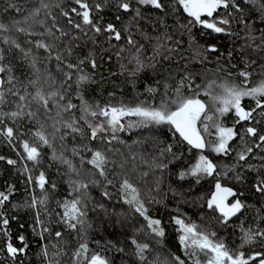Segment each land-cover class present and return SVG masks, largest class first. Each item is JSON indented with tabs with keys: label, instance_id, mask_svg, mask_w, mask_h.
I'll list each match as a JSON object with an SVG mask.
<instances>
[{
	"label": "trees",
	"instance_id": "obj_1",
	"mask_svg": "<svg viewBox=\"0 0 264 264\" xmlns=\"http://www.w3.org/2000/svg\"><path fill=\"white\" fill-rule=\"evenodd\" d=\"M50 5L49 9L41 8V0H0V22L11 24L13 20L22 21L34 9L40 8V14L35 19L45 21L44 27L40 23L30 22V30L37 33L35 36H27L12 30L7 33H0V49H3L5 61L11 68V74L16 78L14 85H5L4 91L6 103L0 105V111L11 112L17 110L18 97L10 94L7 89L14 87L20 95L28 97L25 101L26 107L23 109L25 115L17 118L15 122L5 118L6 124L18 129L21 135L8 149H2L0 145V156L5 160H0V191H7L9 186L13 187V194L3 207H0V221L8 219L7 226L0 223V264H49V261H59V264H75L72 254L79 243L87 242L90 254L99 252L107 257L110 264H174L173 257L179 256L185 260V264H193L192 257L185 255V251L179 242L178 226L172 217L182 215L186 222L196 223L201 230L216 231L219 238H223L230 248H236L240 244V230L237 227L239 221L233 218L227 228L222 227L214 219V214L210 213L204 205V201L212 190V179L201 180L200 184H195L191 178L185 181H178L174 173L179 168V164L169 163V159L160 157V151L166 145L172 144L174 151H183L186 145L176 148V141L171 130L166 125L150 127H133L117 133V139L110 145L94 144L93 146L107 147L108 151V178L113 184L106 182L103 187L89 186L90 196L89 207L103 205V208L95 207L94 211H89L84 227L77 232L66 229L63 224L57 223L63 212V208L58 202L70 200L72 196L71 182L73 180H101L98 175H94L91 165L81 164V155L86 159L90 154L80 152L74 155L72 149L80 150V146L88 141L74 139L68 135L64 141L60 140L61 133L54 134L53 125L60 127L57 121L62 118L67 119L68 114L62 113L55 106V98L49 102V108L45 109L32 101V96L37 91L47 96L51 92L63 93L66 86L63 85V73L69 71L64 64L76 63L79 59L91 56L95 59L98 68L92 70L87 64L82 65L85 74H90L92 82L77 89L76 79L79 73L73 72L72 85L67 90L66 99L80 106V96L89 104L101 106L112 104L119 106L121 103L134 105L141 101L149 104H158L160 97L164 95L166 86L173 89L181 77L190 74L194 78V83L200 85L201 96L206 104L211 106V96L222 95L221 84L239 85L241 87L252 88L264 83V12L260 5L264 0H239L242 12L233 13L231 32L232 35L208 33V30L199 27L191 30L190 36L187 31L180 29L178 24L186 23V18L182 14L174 13L171 10L170 0L168 13H161L151 9L144 12L146 19L133 20L130 14L120 13L121 19L116 20V10L110 4L104 8L102 13L104 20L102 23H113L122 33V39L116 41L109 40V35L103 33L94 37L95 42L88 36L71 30L69 37L55 41L56 47L51 53V58L47 59L48 53L43 49H36L29 41L45 39L47 43H53L52 39L41 37L39 33L44 32L45 27H51V16L58 19L59 25L69 31L61 11H70L76 7L74 0H43ZM101 2V0H95ZM60 4V8L55 7ZM15 5L21 11L9 7ZM51 13V16L48 13ZM221 15L224 11L221 10ZM74 19H78L74 16ZM28 27L29 25H21ZM127 29V31H126ZM165 33L171 36L170 40L164 38ZM206 33V34H202ZM59 35V33H57ZM78 36V40H71V36ZM131 35L137 42L136 47L127 44L126 37ZM195 38V44L192 38ZM7 37L16 40L25 50H31L28 58H24L23 53L2 42ZM160 37V40L156 38ZM163 44V47L158 45ZM214 46L217 51H206ZM71 47L72 54L69 56L66 49ZM139 48V52H137ZM199 48L202 55H195ZM123 49V51H121ZM168 49H174L169 51ZM59 52L64 56V64L59 65L55 56ZM119 53V55H117ZM146 65L137 75L131 73L136 68L135 58ZM167 57V58H166ZM154 65L148 67L147 65ZM123 66V67H122ZM248 72L251 75L248 82L244 83V78L240 72ZM231 74V75H229ZM7 78V74H0ZM210 86V87H209ZM151 87L156 90L155 99L150 98L147 89ZM209 95H205L204 92ZM186 95L192 93L185 90ZM64 101H61L63 105ZM245 105L254 104L250 98H245L242 102ZM34 116H28V112ZM78 117L80 112L73 110ZM225 124H232V116L225 119ZM43 126L45 134L48 135L51 147L40 145L38 150L41 157L38 161H28L23 159V148L20 146L24 140L34 142L33 133ZM54 153L69 159L73 166L80 172L77 175L68 169L67 165L60 160L53 159ZM20 160L27 168V177H38L40 172H44L49 183L41 190L34 182L24 184V179L16 175L14 165L6 163L7 159ZM192 153H185L184 164L193 163ZM264 153H257L251 158L249 163L259 166L262 161L259 159ZM168 164V168L163 172L157 167L159 163ZM218 163L221 167L234 163L233 158H220ZM250 182L256 175L255 172L247 173ZM128 178L135 187L140 190L141 198L148 199L154 197L160 203L148 205L149 212L153 218L162 221L161 226L165 230L163 238L150 234V230L145 227V221L132 208L124 203L121 194L118 192L120 181ZM234 184V181H224ZM52 184L56 187L53 189ZM251 183L245 189V200L248 204L254 205L245 213L247 220L245 227H255L252 218L256 215V209L261 208L264 200L257 194L248 191ZM107 189L112 193L111 198H103L101 193ZM47 197L44 206L37 203L34 209H29V197L33 200ZM46 209V210H45ZM179 210V211H177ZM264 215V212L261 213ZM41 223H37V216ZM264 227V222H261ZM49 228L50 231H45ZM39 230V232H38ZM63 232L62 238H56L55 232ZM39 233V234H38ZM24 237L27 247L13 261L6 254L4 245L7 242L13 243L16 247H21L18 239ZM135 237L140 243H148L149 250L145 253L146 261H139L134 255V246L131 239ZM40 248H47L48 256L42 258ZM118 249H123L119 251ZM247 254L264 251L258 245H245L243 249ZM59 253V255H55Z\"/></svg>",
	"mask_w": 264,
	"mask_h": 264
},
{
	"label": "snow or ice",
	"instance_id": "obj_2",
	"mask_svg": "<svg viewBox=\"0 0 264 264\" xmlns=\"http://www.w3.org/2000/svg\"><path fill=\"white\" fill-rule=\"evenodd\" d=\"M76 7H72L70 11H61L60 15L65 18L69 31H65L59 25L58 19L51 16V27H45L44 32L39 33L41 37L52 39L53 43H47L45 39L29 41L34 44L36 49H43L48 53L47 59L51 58V53L56 47L55 41L62 40L69 37L71 30H76L85 36L91 32L93 35L89 37L95 42L94 37L103 33L109 35V40L120 41L122 33L117 29L115 24L102 23L104 17L102 15L104 8L112 5L116 10V20L121 19L120 13L130 14L133 20L139 21L146 19L144 12L151 9L161 13H168L169 3L166 0H74ZM171 10L174 13L182 14L186 18V23L178 24L180 29L187 31L192 35L193 28H201L208 30L207 34H225L232 35L231 24L233 13L228 11L230 8L235 12L243 11L239 0H170ZM17 12L21 11L15 5H9ZM50 5L41 0V8L49 9ZM55 7L60 8V4ZM261 11L264 12V4L260 5ZM221 10L224 15H221ZM41 9H34L25 16L22 21L13 20L11 24L0 22V33H7L15 30L18 33H24L27 36H35L37 33L30 30V22L40 23L42 27L45 21H37L35 18L39 16ZM73 14L78 19L73 18ZM29 25L24 27L21 25ZM127 31V29H126ZM59 33V35H57ZM206 34V33H202ZM165 39L170 40L171 36L165 33ZM71 40H78V36H71ZM160 40V37L156 38ZM127 44L136 47V41L131 35L126 37ZM2 42L8 44L15 49L20 50L24 58H28L31 50L25 51L21 44L16 40L4 37ZM192 43L195 44L193 36ZM163 47V44L158 45ZM173 51L174 49H168ZM67 54H72L71 47L66 49ZM123 51V49H121ZM206 51L215 52L217 49L212 46ZM139 52V48H137ZM119 55V53H117ZM195 55H202L199 48L196 49ZM89 56L79 59L76 63L68 62L64 64V56L57 52L55 59L60 64H64L69 71L63 73L64 81L62 86H66L63 93L51 92L47 96L37 91L32 96V101L39 104L41 107L51 110L49 102L55 98V106L60 109L57 112L58 116L62 113L68 114L67 119L57 121L60 127L53 125L54 134H60V140L64 141L68 135H72L74 139L88 141L83 143L78 151L73 148L74 155H80V152L90 154L89 158L81 155V164L91 165V170L94 175L101 177V180H73L71 182L72 196L70 200L58 202L59 206L63 208V212L58 214L60 216L57 223L63 224L68 229L79 234L80 229L84 227L85 220L89 211H94L95 207L103 208V205H96L93 208L89 207L90 196L88 194L89 186L103 187L104 183L111 185L113 181L108 178V151L107 147L93 146L94 144L110 145L113 140L117 139V133L131 129L133 127H150L166 125L171 130L176 141V148L179 149L181 145H186L183 151H174L173 145L168 144L160 151V157L169 159V163L179 164V168L174 173L178 181H185L189 178L194 180L195 184H200L201 180L211 178L212 190L204 201V205L210 213L214 214V219L222 227L227 228L233 218L239 221L237 227L240 230V244L236 248H230L223 238H219L216 231L208 232L201 230L196 223L186 222L182 215L172 217L173 222L178 226L179 242L182 245L185 255L189 257H197L199 254H204L206 257V264H264V251L253 252L247 254L241 250L245 245H258L264 248V227H261V222H264V204L261 208L256 209V215L252 218V223L255 227H245L247 220L244 219L245 213L254 205L246 202L245 189L251 183L248 191L252 194H257L264 200V155H260L259 159L262 163L259 166L249 163L251 158H254L257 153H264V83L259 86L247 88L239 85L221 84L223 93L219 96H211L212 104L209 106L199 97L201 96L200 85L194 83V78L188 74L177 82L176 86L166 90L163 96L160 97L158 104H149L147 101H141L134 105H127L121 103L119 106L107 104L101 106L99 104L92 105L83 99L81 95L79 98L81 104L77 105L71 102V99H66L67 90L72 87L69 81H72L73 72L79 73L75 81L77 89H82L83 86L92 82L90 74H85L82 65H89L92 70L98 68L95 59ZM167 58V57H166ZM5 56L3 49H0V74H7V78L0 75V105L6 103L5 85H14L16 78L11 74V68L3 63ZM136 68L131 73L135 76L142 71L146 65L139 59L135 58ZM154 67V65H147ZM123 67V66H122ZM63 71V69H59ZM231 75V74H229ZM251 74L248 72H240V76L244 78V83L248 82ZM210 87V86H209ZM185 90L190 91L191 95H186ZM7 91L13 96L18 97L17 110L11 112L0 111V138L7 140L11 145L16 141L22 133L13 126H9L5 122V118L16 121L17 118L25 115L24 108L25 101L28 97L20 95L19 91L10 87ZM147 91L150 98L155 99L156 90L149 87ZM209 95L208 92H204ZM245 98H250L254 104L245 105L242 103ZM61 101H64L61 105ZM80 112L77 117L73 110ZM231 114L232 124L230 126L225 124V119ZM28 116H34V113L28 112ZM125 117H136L137 121H128L127 124L122 123ZM34 142L30 143L24 140L20 145L23 148L24 155L22 158L28 161H38L41 157V152L38 150L40 145H47L51 147L48 135L45 134L43 126L35 131L33 134ZM194 163L184 164L185 153H192ZM220 158H233L234 163L221 167L218 163ZM4 156H0V160H5ZM53 159L60 160L61 163L67 165L68 169L80 175V172L73 166L69 159L63 157V154L57 156L55 153ZM6 163L15 165L16 160L7 159ZM157 167L163 172L168 168V164L159 163ZM27 171V168H25ZM255 172L256 175L251 178V182L247 173ZM29 182H34L41 190L49 183L44 172H40L38 177H27ZM231 180L234 184H228L224 181ZM51 187L54 189L55 184ZM118 192L121 194L124 203L128 204L135 214L142 217L145 221V227L150 230V234L155 237L163 238L165 230L161 226L162 221L153 218L149 212L148 205L153 203H160L154 197L142 199L140 190L130 182L128 178L120 181ZM13 194V187L9 186L7 191H0V207H3L10 196ZM103 198H111L112 193L106 188L101 193ZM44 206L47 203V197L37 201L33 199L32 205ZM46 210V209H45ZM179 211V210H177ZM2 225L7 226L8 219L0 221ZM37 223H41L39 215L37 216ZM45 231H50L45 228ZM63 232H55L56 238H62ZM21 242V247H16L11 242L4 245L6 254L13 261H15L19 254L24 252L27 245L24 243V237L18 238ZM131 244L134 246V255L139 261H146L145 253L149 250L148 243H140L133 237ZM123 251V249H118ZM43 255L48 256L47 248H44ZM55 255H59L56 253ZM75 264H110L107 257L102 256L99 252L90 254L89 245L87 242L79 243L78 247L72 254ZM174 264H185V260L179 256L173 257ZM53 264V261H49ZM54 264H59L55 261ZM193 264H200L199 259H193Z\"/></svg>",
	"mask_w": 264,
	"mask_h": 264
},
{
	"label": "rangeland",
	"instance_id": "obj_3",
	"mask_svg": "<svg viewBox=\"0 0 264 264\" xmlns=\"http://www.w3.org/2000/svg\"><path fill=\"white\" fill-rule=\"evenodd\" d=\"M218 96V95H217ZM137 119L138 118H136V117H125L124 118V120L122 121V123H125V124H127L128 123V121H137ZM0 145H2V149H5V150H7L8 149V144L6 143V141L3 139V138H0ZM14 156V159L13 160H16L17 161V163L14 165V171H15V173H16V175L17 176H19L20 178H23L24 179V184L26 183V184H28L29 182H28V179H27V173H26V171H25V169H24V166H23V164H22V162L20 161V160H18L16 157L17 156H15V155H13ZM195 162V161H194ZM193 162V163H194ZM32 199L29 197V200H28V205H26L29 209H34V207L33 206H30V205H32ZM38 232H39V230H38ZM39 234V233H38ZM182 246V245H181ZM183 248V247H182ZM40 254H41V256H42V258H44L45 259V257H44V255H43V249L42 248H40ZM193 258V257H192ZM194 259H199V261H200V264H206V257L204 256V254H199L197 257H195Z\"/></svg>",
	"mask_w": 264,
	"mask_h": 264
},
{
	"label": "water",
	"instance_id": "obj_4",
	"mask_svg": "<svg viewBox=\"0 0 264 264\" xmlns=\"http://www.w3.org/2000/svg\"><path fill=\"white\" fill-rule=\"evenodd\" d=\"M194 151V150H193Z\"/></svg>",
	"mask_w": 264,
	"mask_h": 264
}]
</instances>
